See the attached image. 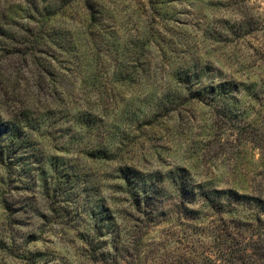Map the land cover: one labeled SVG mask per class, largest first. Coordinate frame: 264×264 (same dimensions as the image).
<instances>
[{"label":"rangeland","instance_id":"1","mask_svg":"<svg viewBox=\"0 0 264 264\" xmlns=\"http://www.w3.org/2000/svg\"><path fill=\"white\" fill-rule=\"evenodd\" d=\"M1 2L0 264H264V0Z\"/></svg>","mask_w":264,"mask_h":264},{"label":"trees","instance_id":"2","mask_svg":"<svg viewBox=\"0 0 264 264\" xmlns=\"http://www.w3.org/2000/svg\"><path fill=\"white\" fill-rule=\"evenodd\" d=\"M1 4L2 2L0 0V36L5 33L7 28L11 25L6 21V16L2 11ZM89 10L92 9L90 8ZM47 102V100H44L43 107L47 106ZM8 103L13 104L17 110L6 111L7 117H4L0 110V159L6 158L10 153L15 151V147L17 146L16 142L23 135L24 130L28 128L32 130L36 126H39L41 121L47 119L45 114L38 113V96H36V100H20L16 99V95H0V105L6 106ZM230 261L229 259H225L223 264H229ZM242 264L245 263L243 262Z\"/></svg>","mask_w":264,"mask_h":264}]
</instances>
